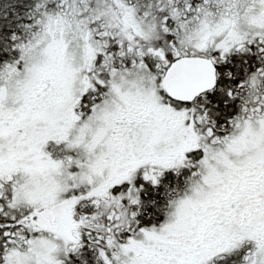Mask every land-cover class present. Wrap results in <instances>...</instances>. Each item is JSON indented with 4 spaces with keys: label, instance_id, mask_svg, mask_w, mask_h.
<instances>
[{
    "label": "snow or ice",
    "instance_id": "6c2138e0",
    "mask_svg": "<svg viewBox=\"0 0 264 264\" xmlns=\"http://www.w3.org/2000/svg\"><path fill=\"white\" fill-rule=\"evenodd\" d=\"M0 264H264V0H0Z\"/></svg>",
    "mask_w": 264,
    "mask_h": 264
}]
</instances>
